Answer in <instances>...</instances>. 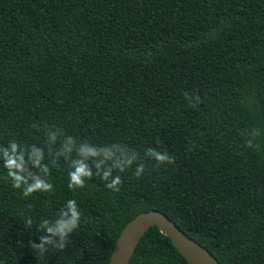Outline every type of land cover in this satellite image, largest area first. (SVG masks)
Masks as SVG:
<instances>
[{"label":"trees","instance_id":"1","mask_svg":"<svg viewBox=\"0 0 264 264\" xmlns=\"http://www.w3.org/2000/svg\"><path fill=\"white\" fill-rule=\"evenodd\" d=\"M45 124L175 163H148L138 180L133 165L119 192L94 175L73 193L60 158L55 191L29 199L0 168V264H107L121 228L148 209L220 264H264V135L255 150L239 134L264 133V0H0V144L44 147ZM68 199L80 227L63 252L36 259V225ZM128 264L190 263L150 226Z\"/></svg>","mask_w":264,"mask_h":264},{"label":"clouds","instance_id":"2","mask_svg":"<svg viewBox=\"0 0 264 264\" xmlns=\"http://www.w3.org/2000/svg\"><path fill=\"white\" fill-rule=\"evenodd\" d=\"M184 97L191 107H196L201 102L200 96L196 94L186 92ZM32 128L37 132L41 130L37 123H33ZM44 129L47 137L44 147L24 145L15 139L0 144V168L5 172L4 179L13 190L19 192L22 199L32 198L37 193L51 194L55 191L49 179V165L57 166L60 158L69 166L67 189L73 193L84 189L86 181L91 180L94 175L104 181L107 189L119 192L123 184L120 173L126 172L133 165L136 167L132 176L138 180L143 176L148 163L153 168L175 163L174 156L152 147L145 148L141 154L120 143L98 145L79 141L76 137L64 135L62 129L49 128L47 124ZM239 134L245 147L260 150L258 140L264 135L261 129L242 130ZM28 208L31 210V205ZM82 215L76 199H68L54 218L42 219L35 227L40 234L39 243L29 241L28 245L36 259H43L49 250L63 252L69 245L70 237L80 227ZM33 225L31 216L24 218V227L32 229Z\"/></svg>","mask_w":264,"mask_h":264},{"label":"water","instance_id":"3","mask_svg":"<svg viewBox=\"0 0 264 264\" xmlns=\"http://www.w3.org/2000/svg\"><path fill=\"white\" fill-rule=\"evenodd\" d=\"M155 226L190 264H220L203 246L188 237L161 212L148 209L129 219L119 231L107 264H128L131 253L144 231Z\"/></svg>","mask_w":264,"mask_h":264}]
</instances>
